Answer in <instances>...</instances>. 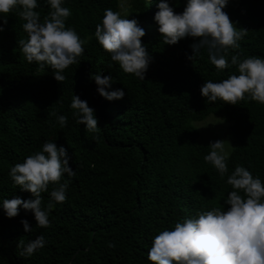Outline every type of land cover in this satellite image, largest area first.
Listing matches in <instances>:
<instances>
[{
    "label": "trees",
    "instance_id": "16d2710c",
    "mask_svg": "<svg viewBox=\"0 0 264 264\" xmlns=\"http://www.w3.org/2000/svg\"><path fill=\"white\" fill-rule=\"evenodd\" d=\"M157 2L129 0L126 17L144 29L140 39L151 57L144 80L124 73L94 37L103 10L120 11L119 0H65L72 13L66 27L87 43L78 64L64 70L63 82L54 79L49 66L25 60L17 43L26 38L24 21L16 11L6 15L0 31V199L33 198L14 185L8 171L46 141L67 149L75 176L69 179L66 200L50 210L47 228L35 225L30 210L9 218L0 208V264H153L147 252L156 234L197 212L227 207L223 199L232 189L225 181L236 164L264 182V104L202 97L204 80L225 79L236 68L218 72L205 50L188 59L192 37L163 44L153 19ZM167 2L176 13L185 4ZM38 5L43 18L49 8L45 0ZM222 11L238 29L247 30L239 49H229L227 58H264V0H228ZM92 73L111 76V89H124V98L101 97ZM72 94L94 110L95 131L73 117ZM53 112L67 117L63 128ZM210 114L227 123L225 137L232 144L224 178L204 160L209 146L192 125ZM41 196L43 206L48 192ZM22 219L32 232L24 231ZM41 234L44 247L31 257L20 256L18 241Z\"/></svg>",
    "mask_w": 264,
    "mask_h": 264
},
{
    "label": "clouds",
    "instance_id": "9594fccd",
    "mask_svg": "<svg viewBox=\"0 0 264 264\" xmlns=\"http://www.w3.org/2000/svg\"><path fill=\"white\" fill-rule=\"evenodd\" d=\"M227 2L185 0L183 10L176 13L167 0H158L153 19L163 44L172 45L185 37L194 39L188 59L192 60L205 50L209 62L218 72L235 66L236 73H230L225 79L204 80L199 91L208 102L221 100L236 105L248 98L264 104V58L247 56L241 59L237 54L227 58L228 50L239 49L238 42L247 35L246 29H238L222 11ZM45 3L49 11L41 18L36 10L38 0H0V31L7 22L6 15L16 11L24 21L22 29L26 38L17 43L25 60L35 62L41 68L49 66L54 79L63 82L66 79L64 70L78 64L87 40L72 27H66L65 21L72 13L64 6L65 0H45ZM127 15L111 8L104 9L95 26L94 37L124 73L144 80L151 60L140 39L144 29L135 18H126ZM90 79L95 83L96 93L108 101L120 100L126 95L124 89H111L113 78L109 75L92 73ZM70 108L74 110L72 115L77 123H83L87 131L97 129L94 110L85 100L72 94ZM52 115L60 128L66 125L65 115L56 112ZM208 146L204 160L224 178L228 173L230 150L223 139L210 142ZM69 160L63 145L46 141L40 150L11 166L8 175L14 185L30 192L33 198L0 199L4 215L11 218L20 209L30 210L37 227H49L50 210L54 203L66 200L69 179L75 176ZM65 174L68 179H63ZM225 182L232 189L223 199V205L227 207L197 212L177 221L171 229L160 231L148 249L149 261L153 264H264V182L240 164L234 166ZM50 184L53 187L49 191ZM45 192H48L49 200L42 206L41 194ZM20 223L26 233L33 231L27 220L22 219ZM45 243L42 234L27 242L20 240L17 244L19 255L31 257ZM112 246L110 243L109 247Z\"/></svg>",
    "mask_w": 264,
    "mask_h": 264
},
{
    "label": "rangeland",
    "instance_id": "374dc122",
    "mask_svg": "<svg viewBox=\"0 0 264 264\" xmlns=\"http://www.w3.org/2000/svg\"><path fill=\"white\" fill-rule=\"evenodd\" d=\"M121 5H123V7H121ZM119 6L122 14L129 15V0H119ZM192 125L198 130L199 140L201 142L209 144L215 140L223 139L228 149H231V141L225 137L227 123L220 117L210 114L201 121H193ZM228 143L230 145H228Z\"/></svg>",
    "mask_w": 264,
    "mask_h": 264
}]
</instances>
